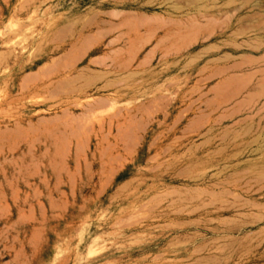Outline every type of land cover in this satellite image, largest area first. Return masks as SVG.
Wrapping results in <instances>:
<instances>
[{"label": "rangeland", "instance_id": "rangeland-1", "mask_svg": "<svg viewBox=\"0 0 264 264\" xmlns=\"http://www.w3.org/2000/svg\"><path fill=\"white\" fill-rule=\"evenodd\" d=\"M0 264H264V0H0Z\"/></svg>", "mask_w": 264, "mask_h": 264}, {"label": "crops", "instance_id": "crops-1", "mask_svg": "<svg viewBox=\"0 0 264 264\" xmlns=\"http://www.w3.org/2000/svg\"><path fill=\"white\" fill-rule=\"evenodd\" d=\"M231 1H233V0H231ZM232 13H233V11H232Z\"/></svg>", "mask_w": 264, "mask_h": 264}, {"label": "bare ground", "instance_id": "bare-ground-1", "mask_svg": "<svg viewBox=\"0 0 264 264\" xmlns=\"http://www.w3.org/2000/svg\"><path fill=\"white\" fill-rule=\"evenodd\" d=\"M118 133V132H117ZM127 135V134H126ZM122 139V138H121Z\"/></svg>", "mask_w": 264, "mask_h": 264}]
</instances>
